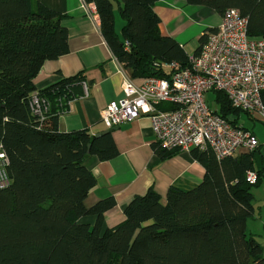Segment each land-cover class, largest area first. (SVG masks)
Here are the masks:
<instances>
[{"label":"trees","instance_id":"trees-1","mask_svg":"<svg viewBox=\"0 0 264 264\" xmlns=\"http://www.w3.org/2000/svg\"><path fill=\"white\" fill-rule=\"evenodd\" d=\"M85 1L94 4L108 48L132 78H169V63L177 62V69L188 65L184 48L160 32L153 10L159 0H117L120 33L112 0ZM186 2L220 15L236 8L246 18L247 33L264 39V0ZM66 17L40 0H0V147L8 157L10 180L0 188V264H264L262 247L246 232L255 216L252 187L264 183L261 144L220 160L208 147H191V156L204 168L200 183L172 184L164 199L149 188L127 203L120 223L102 229L103 213L114 199L85 204L96 179L83 161L90 155L100 160L115 156L112 136L58 129L59 115L90 82L81 70L40 90L34 85L42 63L68 51L61 23ZM214 30L199 36L194 53ZM214 92L216 112L247 129L234 116L241 109L223 92ZM33 94L46 101L40 115L31 106ZM260 96L264 107V90ZM152 148L160 157L175 152L156 141ZM249 170L256 173L254 183L246 180ZM88 215L95 216L93 224L78 221Z\"/></svg>","mask_w":264,"mask_h":264},{"label":"crops","instance_id":"crops-1","mask_svg":"<svg viewBox=\"0 0 264 264\" xmlns=\"http://www.w3.org/2000/svg\"><path fill=\"white\" fill-rule=\"evenodd\" d=\"M40 1L67 15L61 23L67 30L68 51L42 63L34 77L36 90L83 70L86 81L90 83H83L82 94L70 100L67 111L59 115L58 129L72 131L85 128L92 135L106 130L101 122V111L111 100L122 96V77L124 74L130 76L129 71L108 48L99 30L98 16L88 15L81 0ZM153 10L160 19L161 34L173 37L183 47L192 38L198 39L207 29L215 28L221 18L213 9L188 4L186 0H159L153 5ZM113 13L115 30L120 33L122 23L115 11ZM133 80L136 83L140 81L139 78ZM110 134L117 154L107 160L90 155L83 161L96 179L86 195L85 204L90 205L106 197L114 199V205L103 213L102 229L120 223L127 203L149 188L164 199L172 184L187 187L201 182L204 168L191 156L190 149L175 151L165 157L154 151V135L148 116L123 122ZM260 144L264 153V143ZM78 221L91 225L95 216H83ZM259 222L264 226V218Z\"/></svg>","mask_w":264,"mask_h":264},{"label":"built area","instance_id":"built-area-1","mask_svg":"<svg viewBox=\"0 0 264 264\" xmlns=\"http://www.w3.org/2000/svg\"><path fill=\"white\" fill-rule=\"evenodd\" d=\"M81 3L88 15L97 16L93 3L85 0ZM168 67L173 70L169 78L145 76L136 83L124 74L122 96L111 100L101 111L103 125L108 129L146 115L151 121L154 141L163 149L208 147L218 160L258 145L252 131L232 125L210 109L204 99L208 91H221L232 106L264 120L260 96L264 90V39L247 33L246 18L238 9L224 11L198 52L188 55L187 66L177 69L178 63L171 62ZM161 103L175 107L161 110L158 108ZM31 106L40 115L46 101L33 94ZM7 164L8 157L0 147V188L10 183ZM246 180L254 183L256 173L247 171Z\"/></svg>","mask_w":264,"mask_h":264},{"label":"rangeland","instance_id":"rangeland-1","mask_svg":"<svg viewBox=\"0 0 264 264\" xmlns=\"http://www.w3.org/2000/svg\"><path fill=\"white\" fill-rule=\"evenodd\" d=\"M112 1L114 5L113 9L115 11V14L118 16L119 21L123 23L122 18L117 10V0ZM197 45L198 39L194 37L191 40L187 41L184 47H182L184 48L185 52H187V54H192ZM215 95L216 93L213 90L205 93V102L208 107L212 110H217L219 107L218 102L215 100ZM232 116L233 115H231L230 117ZM234 116L237 118L238 124L244 126L245 128L253 132L258 141V144H260V142L262 144L264 143V120L261 119L260 116H251L243 110L239 111L238 114ZM252 192L254 194L253 204L255 206V216L254 218L248 220L246 232L248 235L251 234L250 232L253 233L252 235L254 236L255 240L262 247V254L264 257V237L261 236L263 226L259 222L260 219L264 218V188L261 185L253 186Z\"/></svg>","mask_w":264,"mask_h":264},{"label":"water","instance_id":"water-1","mask_svg":"<svg viewBox=\"0 0 264 264\" xmlns=\"http://www.w3.org/2000/svg\"><path fill=\"white\" fill-rule=\"evenodd\" d=\"M117 126H118V125L113 126V127H111V128H108V129H106V130H103V131H101V132H99V133L94 134L93 136H99V135H101V134L110 133L113 129H116Z\"/></svg>","mask_w":264,"mask_h":264}]
</instances>
